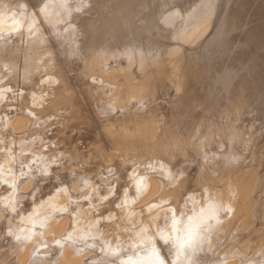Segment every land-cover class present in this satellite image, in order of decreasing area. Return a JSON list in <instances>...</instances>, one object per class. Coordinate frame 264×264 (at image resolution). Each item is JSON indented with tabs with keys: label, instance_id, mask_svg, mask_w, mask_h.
Wrapping results in <instances>:
<instances>
[{
	"label": "bare ground",
	"instance_id": "1",
	"mask_svg": "<svg viewBox=\"0 0 264 264\" xmlns=\"http://www.w3.org/2000/svg\"><path fill=\"white\" fill-rule=\"evenodd\" d=\"M149 244L264 264V0H0V264Z\"/></svg>",
	"mask_w": 264,
	"mask_h": 264
},
{
	"label": "snow or ice",
	"instance_id": "2",
	"mask_svg": "<svg viewBox=\"0 0 264 264\" xmlns=\"http://www.w3.org/2000/svg\"><path fill=\"white\" fill-rule=\"evenodd\" d=\"M177 223L178 222L174 219L172 227L173 231L177 232L178 235L172 237L161 233L159 239L164 245H167L170 242L173 243L177 248V256H179L181 251H184L192 246L196 238V233L200 230V228L199 225H194L191 222V218L189 219V223L183 228H177ZM128 264H165V260L161 257L160 251L157 249L155 244H149L144 258L137 261L130 257Z\"/></svg>",
	"mask_w": 264,
	"mask_h": 264
}]
</instances>
